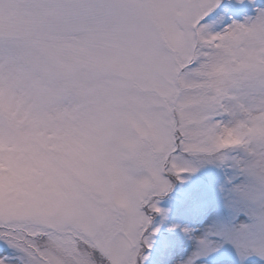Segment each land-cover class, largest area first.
Listing matches in <instances>:
<instances>
[{
  "label": "snow or ice",
  "instance_id": "1",
  "mask_svg": "<svg viewBox=\"0 0 264 264\" xmlns=\"http://www.w3.org/2000/svg\"><path fill=\"white\" fill-rule=\"evenodd\" d=\"M0 264H264V0H0Z\"/></svg>",
  "mask_w": 264,
  "mask_h": 264
}]
</instances>
